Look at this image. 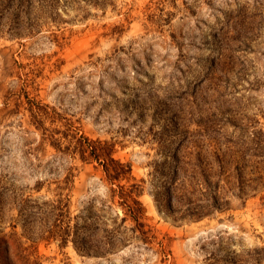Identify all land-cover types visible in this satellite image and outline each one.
I'll return each mask as SVG.
<instances>
[{"label":"rangeland","instance_id":"374dc122","mask_svg":"<svg viewBox=\"0 0 264 264\" xmlns=\"http://www.w3.org/2000/svg\"><path fill=\"white\" fill-rule=\"evenodd\" d=\"M32 2L0 0V264H264V0Z\"/></svg>","mask_w":264,"mask_h":264},{"label":"trees","instance_id":"16d2710c","mask_svg":"<svg viewBox=\"0 0 264 264\" xmlns=\"http://www.w3.org/2000/svg\"><path fill=\"white\" fill-rule=\"evenodd\" d=\"M7 3H5V8L10 10L11 6L14 4V6L16 5L17 8H14V10L18 9V11L15 12V14H18V12H27L28 8L31 7V5L33 4L32 0H4ZM14 14V15H15ZM21 24L18 23L15 26L17 27V29L20 31L21 29L19 28ZM88 142V149L91 148V153L95 154V157H97L96 159H102L100 161H102L106 167L107 172L109 173V177L110 178H119L121 175L127 174L128 172L131 171V164L127 163H121L119 161H116L112 156H111V151L108 152H103L100 150V152H98V148L97 146L91 142V141H87ZM116 163V164H115ZM136 188V186H134ZM130 210L131 212H134V207L130 206ZM202 214H199V216Z\"/></svg>","mask_w":264,"mask_h":264}]
</instances>
